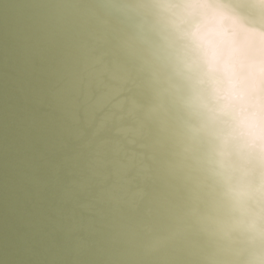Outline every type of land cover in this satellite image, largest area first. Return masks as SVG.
Listing matches in <instances>:
<instances>
[{"label":"water","instance_id":"1","mask_svg":"<svg viewBox=\"0 0 264 264\" xmlns=\"http://www.w3.org/2000/svg\"><path fill=\"white\" fill-rule=\"evenodd\" d=\"M0 264H264V0H0Z\"/></svg>","mask_w":264,"mask_h":264},{"label":"bare ground","instance_id":"2","mask_svg":"<svg viewBox=\"0 0 264 264\" xmlns=\"http://www.w3.org/2000/svg\"><path fill=\"white\" fill-rule=\"evenodd\" d=\"M219 13H221V12H219ZM227 14H228V13H227ZM213 25L216 26L215 24H213ZM261 68L263 69V66H261ZM254 83H255V82H254ZM248 84H249V86H251V87L257 86V85H254V86H253V82H249ZM250 84H252V85H250ZM258 96H259V95H258Z\"/></svg>","mask_w":264,"mask_h":264}]
</instances>
